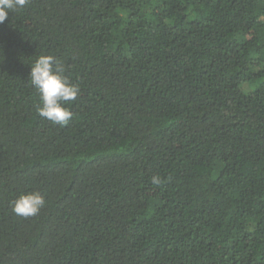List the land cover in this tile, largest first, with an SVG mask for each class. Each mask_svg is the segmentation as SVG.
<instances>
[{
	"label": "trees",
	"instance_id": "obj_1",
	"mask_svg": "<svg viewBox=\"0 0 264 264\" xmlns=\"http://www.w3.org/2000/svg\"><path fill=\"white\" fill-rule=\"evenodd\" d=\"M39 55L79 86L64 125L37 113ZM32 191L45 207L14 214ZM0 264H264V0H28L9 13Z\"/></svg>",
	"mask_w": 264,
	"mask_h": 264
},
{
	"label": "clouds",
	"instance_id": "obj_2",
	"mask_svg": "<svg viewBox=\"0 0 264 264\" xmlns=\"http://www.w3.org/2000/svg\"><path fill=\"white\" fill-rule=\"evenodd\" d=\"M28 0H0V24L9 16L22 9ZM29 82L39 93L40 106L37 107L39 117L54 124L64 125L73 116L65 105L74 101L79 94V86L69 81L61 62L51 55H39L30 64ZM153 183H159L153 177ZM46 199L39 191L21 194L14 202V214L28 218L34 217L45 207Z\"/></svg>",
	"mask_w": 264,
	"mask_h": 264
}]
</instances>
